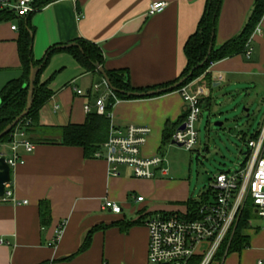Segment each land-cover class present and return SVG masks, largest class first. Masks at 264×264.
<instances>
[{"label":"crops","instance_id":"obj_1","mask_svg":"<svg viewBox=\"0 0 264 264\" xmlns=\"http://www.w3.org/2000/svg\"><path fill=\"white\" fill-rule=\"evenodd\" d=\"M156 1L166 2V8L147 15L149 4ZM254 1L222 0L215 46L242 30ZM204 5L205 0L52 1L31 17L35 28L32 55L39 60L56 44L84 38L100 48L104 69L125 72L124 78L134 88L155 90L150 88L173 82L185 69L183 47L197 29ZM260 19L244 53L210 63L187 84L190 89H202L201 110L218 115L213 118L214 125L220 123L219 127L244 144L250 139L246 136L249 128L238 120L239 107L244 106L248 117L249 107L256 101L261 100L264 106V14ZM13 24L17 26L15 21L0 22V90L21 75L19 27L14 30ZM39 79H50L52 95L38 112L39 124L44 127L28 133L34 150L25 153L21 148L22 162L11 169V189L18 203L0 201V240L7 242H0V264H148L145 218L162 211L183 212L188 209L185 202L201 200L207 190L193 197L198 188L193 184L194 176L183 169L173 144L163 145L161 141L164 131L179 128L186 115L179 90L115 98L100 75L83 69L65 51L54 52ZM94 85L99 86L98 91ZM75 89L83 94L78 95ZM100 95L104 104L107 97L114 99L111 109L104 112L109 118V134L115 126L149 127L140 155L170 156L168 174L141 179L122 167L114 177L103 157L84 158L78 146L37 141L59 139L60 134L52 127L84 122L85 103L94 108ZM210 132L205 137L206 151L218 148V140L210 138ZM137 196L143 201H136ZM44 200L50 203L51 222L43 228L39 202ZM105 200L119 204L121 211L116 214L104 208ZM260 219L257 215L251 218L244 230L250 242L243 254L245 264L259 260L264 264V222ZM123 223L129 226L121 228ZM85 241L86 248L82 247ZM226 258L216 255L213 260L224 264Z\"/></svg>","mask_w":264,"mask_h":264},{"label":"built area","instance_id":"obj_2","mask_svg":"<svg viewBox=\"0 0 264 264\" xmlns=\"http://www.w3.org/2000/svg\"><path fill=\"white\" fill-rule=\"evenodd\" d=\"M33 0H0V10L11 9L19 16L31 12ZM167 3L152 2L148 6L147 15L162 12ZM17 29L16 25H11ZM257 31V27L255 29ZM254 31V32H255ZM249 53V52H248ZM94 91L99 86L94 85ZM78 95L83 92L75 89ZM180 96L186 110L182 122L184 129L177 128L170 137V144L191 150L198 143L196 125L201 116V88L190 89L188 85L179 88ZM100 95L94 108L85 103L86 113L94 110L97 114H105V99ZM58 107L55 104L54 109ZM27 124V122H26ZM150 128L145 126H115L110 130L108 139L103 143L101 151L94 157H103L108 165L110 175L117 177L119 169L124 167L133 172L137 178H155L168 174V161L164 155L143 157L140 155L145 138ZM2 145V144H1ZM0 155L8 163L10 170L22 162L20 149L25 153L32 152L35 144L30 141L23 127H15L10 140L3 144ZM247 152L238 169L216 174L210 181L208 193L204 199L198 200L192 209L177 213H154L145 218L148 230V264H209L222 244H230L236 229L240 211L248 200L252 201L254 212L264 221V120L263 125L254 137L246 143ZM0 201L18 203L13 197L10 183L5 185ZM136 201H143L141 196ZM26 203V201H22ZM104 208L118 214L121 206L113 201L105 200ZM249 224V223H248ZM264 229V223H263ZM60 230V229H59ZM52 240L55 244L60 232ZM4 243V240H0ZM7 243V242H5ZM257 264H263L261 260Z\"/></svg>","mask_w":264,"mask_h":264},{"label":"trees","instance_id":"obj_3","mask_svg":"<svg viewBox=\"0 0 264 264\" xmlns=\"http://www.w3.org/2000/svg\"><path fill=\"white\" fill-rule=\"evenodd\" d=\"M52 1L56 0H33L31 3V12H28L23 16H19L11 9L0 10V22L15 21L17 23L16 27H19V36L17 41L18 56L20 57L21 63V75L17 78L10 79L0 90V131L10 124L12 120L15 119L26 107V97L29 88L28 76L31 66L40 67V71L34 81L35 88L32 95L33 102L30 109L28 110V113L26 114V117L22 119L16 126H14L12 131L15 127L19 126L23 127L28 134L32 130L35 131L38 128L44 127L42 125L40 126L39 124L38 112L48 101L52 95V91L48 85L50 79L41 81L39 78L44 67L48 64L54 52L65 51L70 53V55L74 57V59L83 69L91 71L102 77L100 72H98L97 66H102L103 54H101V50L97 45L84 38H79L75 39V41H72L76 42L78 47L60 49L58 48L60 44H56L53 47L48 48L43 54L44 56L39 60H36L32 55L35 28L31 25V17L42 7L52 3ZM221 3L222 0H205V9L201 15L197 29L194 33L189 35L190 37L187 39L183 47V51L186 56V67L181 73L180 77L176 80H173V82L161 84L158 87H152L150 89L156 90L159 89V87L161 88L164 86L173 85V83L177 82L180 78L187 76L188 73H190V76H188V79L184 84L174 88L179 90V88L187 85L190 80L202 74V72L209 66L210 63L217 62L218 60L225 58H230L246 51V47L249 43L252 33L255 31L261 20L260 18L264 14V0L254 1V6L251 10V13L248 16L244 27L238 34L231 37L230 40L226 41L222 45L215 46L214 34L216 31L217 17L219 15ZM200 64H202V66H200ZM104 70L108 77L109 83L118 89V91H114L112 93L115 98L129 99L131 98L129 92H140L149 89H137L132 87L131 84L124 78L125 72L123 71ZM107 98L109 99H107L105 109L110 110L114 99L111 97ZM52 128L60 134L59 139L55 141L52 139L42 138L37 139V141L39 143L43 141L49 144L59 143L71 147L78 146L82 148L84 158L94 157L97 152L101 151L103 143L108 139L110 129L108 116L106 114L99 115L94 110H91L86 114L85 120L82 123H71ZM12 131L0 138V144L7 143L10 140ZM174 131L175 130L164 131L161 140L163 145L169 144L171 142L170 137ZM257 133L258 131L250 137H254ZM207 193L208 189L201 195V199H204ZM184 204L187 206V208L192 209L197 204V201L195 199H190ZM240 212L241 213L237 220L236 229L231 237L226 254L237 252L243 248L249 247V237L244 233V230L249 228V220L256 216L252 201L248 200ZM39 218L43 228L49 225L51 222L50 203H48L46 200L39 202ZM120 226L121 228H126L129 226V224L123 223V225ZM87 242L88 241H85L82 247L86 248ZM223 249L224 246L221 247V250L217 252L218 256L223 254Z\"/></svg>","mask_w":264,"mask_h":264},{"label":"rangeland","instance_id":"obj_4","mask_svg":"<svg viewBox=\"0 0 264 264\" xmlns=\"http://www.w3.org/2000/svg\"><path fill=\"white\" fill-rule=\"evenodd\" d=\"M243 99V98H241ZM241 102L237 101L239 105ZM261 100L256 101L255 104L251 105L249 116L247 117V113L244 110V106L241 105L239 107V121L240 123L244 124L245 127L249 128V132L246 133V136H251L255 134L263 125V115H264V106L261 107ZM236 105V104H235ZM248 108V106H247ZM233 112V111H231ZM218 116V115H214ZM214 116H211L208 111L204 110L202 112V116L200 117L199 121L197 122V126H199V131H197V139L201 143H197V145L189 150H186L183 146L172 145L175 150V154L177 155V159L183 164V169L187 173H192L194 176V185H197V190L193 193V197H197L200 190L208 189L210 185L211 179L221 171L228 172V171H235L238 169L240 164L245 159V154L247 152V146L242 141L234 137L233 134H230L227 130H223L222 127L214 125ZM210 123V128L209 124ZM219 127V128H218ZM211 129L210 138H214L217 141L218 148H211V150H204V144L206 142V135L207 131ZM223 139L224 144L220 142L218 138ZM213 144V143H212ZM4 146L0 144V151ZM169 163H172V159L170 156L167 157ZM197 180V182H196ZM258 219H260L258 217ZM257 220V219H256ZM254 220L252 222L255 223ZM263 221L262 219H260ZM264 222V221H263ZM262 226V225H261ZM263 228V226H262ZM228 243H223L221 247L224 246L223 254L219 256L222 258L224 255H227V258L224 264H245L243 254L246 252L248 248H243L237 252H231L226 254L228 249ZM221 247L218 251L221 250ZM217 251V252H218ZM215 253L214 257L217 255ZM209 264H219L216 260L211 261Z\"/></svg>","mask_w":264,"mask_h":264},{"label":"water","instance_id":"obj_5","mask_svg":"<svg viewBox=\"0 0 264 264\" xmlns=\"http://www.w3.org/2000/svg\"><path fill=\"white\" fill-rule=\"evenodd\" d=\"M69 47H78V44L76 42H69L68 44L58 46V48H60V49H66ZM210 48H211V46H210ZM200 66H202V64H200ZM97 69H98V72H100V74L102 75L104 83H106L110 92L113 93L114 91H118L117 88L113 87L111 85V83H109V80H108V77L106 75L104 68H102V66L99 65V66H97ZM29 71H30L29 76H28L29 88H28V93H27V97H26V100H27L26 107L15 119L12 120V122L10 124H8L5 128H3L0 131V138L6 134H9L12 131V128L14 126H16L22 119H24L26 117V114L28 113V110L30 109V107L32 105V102H33L32 95H33L34 88H35L34 81H35L36 76L38 75V73L40 71V67L31 66ZM188 76H190V73H188L187 76L180 78L177 82L173 83V85H171L167 88H161L159 90H149V91H144V92L133 91V92H129V95L134 96V97H143L144 95H155V94H159V92H163L166 90H173L174 88H177V87L181 86L182 84H184L186 82V80L188 79ZM219 125H221V124L216 123V126H219ZM184 127H185V125L181 124L179 129H184ZM178 146L181 147L180 144H178ZM10 174H11V170H10L8 163L0 155V196H2L4 194L5 185L10 183V181H11V175Z\"/></svg>","mask_w":264,"mask_h":264}]
</instances>
